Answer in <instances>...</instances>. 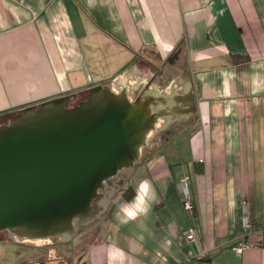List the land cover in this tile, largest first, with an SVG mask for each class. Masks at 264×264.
I'll return each instance as SVG.
<instances>
[{
    "label": "crops",
    "instance_id": "0c3cea01",
    "mask_svg": "<svg viewBox=\"0 0 264 264\" xmlns=\"http://www.w3.org/2000/svg\"><path fill=\"white\" fill-rule=\"evenodd\" d=\"M97 85L147 101L156 122L91 264H186L187 249L196 264H264V0H0V113ZM164 134L171 159L152 156ZM145 179L154 199L127 207Z\"/></svg>",
    "mask_w": 264,
    "mask_h": 264
},
{
    "label": "water",
    "instance_id": "95a60500",
    "mask_svg": "<svg viewBox=\"0 0 264 264\" xmlns=\"http://www.w3.org/2000/svg\"><path fill=\"white\" fill-rule=\"evenodd\" d=\"M72 99L23 107L0 125V230L14 240L66 239L100 217L114 194L104 190L132 171L156 122L147 101L106 85L69 108Z\"/></svg>",
    "mask_w": 264,
    "mask_h": 264
},
{
    "label": "rangeland",
    "instance_id": "374dc122",
    "mask_svg": "<svg viewBox=\"0 0 264 264\" xmlns=\"http://www.w3.org/2000/svg\"><path fill=\"white\" fill-rule=\"evenodd\" d=\"M86 97V93L81 94L70 101L67 106H76L79 100ZM163 136L167 140L165 138L161 140V144L154 149L152 156L161 152L163 157L171 159V151L163 150L162 152L160 149L172 142V135L164 134ZM161 154L159 156H162ZM140 168L138 162L134 164L133 173L127 176L121 187L114 189V193H121L124 188L133 186L139 178ZM108 227V212L104 211L92 222L79 226L76 232L66 239L51 237L48 239L14 240L7 230L2 229L0 230V264H91L92 244L107 239Z\"/></svg>",
    "mask_w": 264,
    "mask_h": 264
},
{
    "label": "built area",
    "instance_id": "2783aa9c",
    "mask_svg": "<svg viewBox=\"0 0 264 264\" xmlns=\"http://www.w3.org/2000/svg\"><path fill=\"white\" fill-rule=\"evenodd\" d=\"M187 178L186 177H181L178 181V185L180 187V191L182 193V202L183 206L185 209H192V202L189 197V192L187 190L186 183ZM254 228L253 223L248 219L247 214H243L242 216V235L246 236L247 233ZM258 230H264V223L260 224L257 226ZM182 235L184 237V240L186 244H189L194 241V230L192 228H187L182 231ZM249 247V244L246 243L244 240L239 241L236 245L233 246V249L236 251H241L245 248ZM192 253L189 249L186 250V258H187V263L186 264H196L192 260Z\"/></svg>",
    "mask_w": 264,
    "mask_h": 264
},
{
    "label": "trees",
    "instance_id": "16d2710c",
    "mask_svg": "<svg viewBox=\"0 0 264 264\" xmlns=\"http://www.w3.org/2000/svg\"><path fill=\"white\" fill-rule=\"evenodd\" d=\"M246 60H248V57L246 55H232V62L233 63H240V62H244ZM85 99H83V100H85ZM83 100H79L78 103L83 101ZM71 107H73V106H70L69 108H71ZM19 113H20L19 110L12 111V112L0 113V120L1 121H5L7 118L14 117V116H16ZM133 193H134V189H133L132 186H128V187L124 188L123 191H121L122 197L124 199H130L133 196ZM111 205H112V203L109 202V204H108V206H107V208L105 210L106 213L108 212V210H109Z\"/></svg>",
    "mask_w": 264,
    "mask_h": 264
},
{
    "label": "clouds",
    "instance_id": "9594fccd",
    "mask_svg": "<svg viewBox=\"0 0 264 264\" xmlns=\"http://www.w3.org/2000/svg\"><path fill=\"white\" fill-rule=\"evenodd\" d=\"M155 197V191L152 187L151 181L148 179L142 180L137 188V195L134 200L127 205L133 206L137 201H151Z\"/></svg>",
    "mask_w": 264,
    "mask_h": 264
},
{
    "label": "flooded vegetation",
    "instance_id": "af4514ba",
    "mask_svg": "<svg viewBox=\"0 0 264 264\" xmlns=\"http://www.w3.org/2000/svg\"><path fill=\"white\" fill-rule=\"evenodd\" d=\"M80 103V102H79ZM12 117H9V118H5L6 120L5 121H1L0 120V125H4L8 122V120H10ZM127 173H128V170H123L122 172H119L117 174L116 177H114L112 180H111V185L106 187V189L104 190V193H114V189H116V187H118V184L121 182V179L125 180L127 178ZM123 185V184H122ZM121 187V186H120ZM120 189V188H119ZM115 194V193H114ZM113 194V195H114ZM110 197V201H111V198L112 196ZM109 201V202H110Z\"/></svg>",
    "mask_w": 264,
    "mask_h": 264
}]
</instances>
